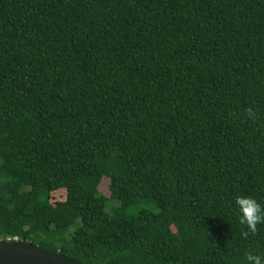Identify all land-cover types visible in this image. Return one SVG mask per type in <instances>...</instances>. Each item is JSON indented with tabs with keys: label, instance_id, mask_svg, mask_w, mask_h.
<instances>
[{
	"label": "trees",
	"instance_id": "1",
	"mask_svg": "<svg viewBox=\"0 0 264 264\" xmlns=\"http://www.w3.org/2000/svg\"><path fill=\"white\" fill-rule=\"evenodd\" d=\"M237 195L264 208V0H0V240L244 264Z\"/></svg>",
	"mask_w": 264,
	"mask_h": 264
},
{
	"label": "water",
	"instance_id": "2",
	"mask_svg": "<svg viewBox=\"0 0 264 264\" xmlns=\"http://www.w3.org/2000/svg\"><path fill=\"white\" fill-rule=\"evenodd\" d=\"M0 264H82L59 252L21 239L0 240Z\"/></svg>",
	"mask_w": 264,
	"mask_h": 264
},
{
	"label": "clouds",
	"instance_id": "3",
	"mask_svg": "<svg viewBox=\"0 0 264 264\" xmlns=\"http://www.w3.org/2000/svg\"><path fill=\"white\" fill-rule=\"evenodd\" d=\"M237 216V222L243 226L244 236L256 234L259 225H264V208L251 196L237 195L232 201ZM16 238L6 240H15ZM5 241V240H2ZM244 264H264V257L255 255L251 251L244 253Z\"/></svg>",
	"mask_w": 264,
	"mask_h": 264
},
{
	"label": "rangeland",
	"instance_id": "4",
	"mask_svg": "<svg viewBox=\"0 0 264 264\" xmlns=\"http://www.w3.org/2000/svg\"><path fill=\"white\" fill-rule=\"evenodd\" d=\"M107 185H108V179L106 177H103L99 184V190L105 195L108 194ZM64 196H65L64 189H59L51 193L52 200H61L64 199Z\"/></svg>",
	"mask_w": 264,
	"mask_h": 264
}]
</instances>
